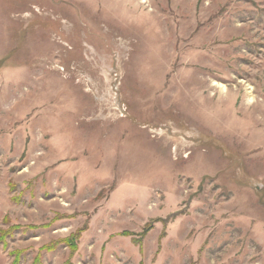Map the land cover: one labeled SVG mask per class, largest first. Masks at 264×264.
Here are the masks:
<instances>
[{
	"label": "rangeland",
	"instance_id": "obj_1",
	"mask_svg": "<svg viewBox=\"0 0 264 264\" xmlns=\"http://www.w3.org/2000/svg\"><path fill=\"white\" fill-rule=\"evenodd\" d=\"M15 224L0 264H264V0H0Z\"/></svg>",
	"mask_w": 264,
	"mask_h": 264
},
{
	"label": "trees",
	"instance_id": "obj_2",
	"mask_svg": "<svg viewBox=\"0 0 264 264\" xmlns=\"http://www.w3.org/2000/svg\"><path fill=\"white\" fill-rule=\"evenodd\" d=\"M146 225H150V223L146 224ZM36 226H33V225H26V226H23V225H18V224H15V225H11L10 227H8L6 230H3L0 228V245L1 244H4L5 243V238L9 235H12L13 232H15L16 230L18 229H21V230H27L29 228H35ZM148 228V226L145 227L144 230H146ZM143 230V231H144ZM81 232V229L80 230H77L75 231L74 233L70 234L68 237L58 241L59 242H63L65 243L69 248H71V250H75L76 247H77V240L79 238V234ZM124 235H126V233H122ZM55 242H52L51 244L47 245L45 247L46 250H51L54 248L55 246ZM4 246V245H3ZM23 251L21 250H13L11 251L9 254L13 257L12 259V262L11 264H18L20 262V254L22 253ZM39 253H37L36 255V259H34L33 263L32 264H39L37 261L39 260Z\"/></svg>",
	"mask_w": 264,
	"mask_h": 264
}]
</instances>
